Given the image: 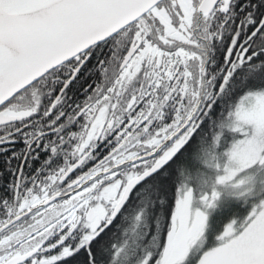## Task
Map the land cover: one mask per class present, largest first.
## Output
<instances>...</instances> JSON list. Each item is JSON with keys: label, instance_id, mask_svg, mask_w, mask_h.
Here are the masks:
<instances>
[{"label": "snow or ice", "instance_id": "obj_1", "mask_svg": "<svg viewBox=\"0 0 264 264\" xmlns=\"http://www.w3.org/2000/svg\"><path fill=\"white\" fill-rule=\"evenodd\" d=\"M0 264H264V0H0Z\"/></svg>", "mask_w": 264, "mask_h": 264}]
</instances>
